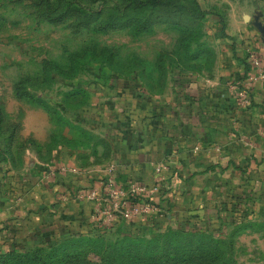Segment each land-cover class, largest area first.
<instances>
[{"label":"crops","instance_id":"obj_1","mask_svg":"<svg viewBox=\"0 0 264 264\" xmlns=\"http://www.w3.org/2000/svg\"><path fill=\"white\" fill-rule=\"evenodd\" d=\"M214 20L218 50L210 68L172 73L161 88L136 79L129 89L115 84L75 109L70 118L94 140L46 147L47 123H26L44 144L41 151L26 148L15 162L0 155V250L45 240L44 230L61 225L67 228L57 238L87 229L91 202L77 191L96 184L109 162L122 181L161 180L152 199L167 217L134 222L153 230L187 225L197 213L206 220L205 213L236 196L241 207L264 210V82L253 87L245 109L226 86L245 74L248 48L264 49V13L237 8L223 27ZM61 164L81 169L55 171Z\"/></svg>","mask_w":264,"mask_h":264},{"label":"rangeland","instance_id":"obj_2","mask_svg":"<svg viewBox=\"0 0 264 264\" xmlns=\"http://www.w3.org/2000/svg\"><path fill=\"white\" fill-rule=\"evenodd\" d=\"M45 1L52 7L61 4V10L66 0H0V147L5 143L11 155H22L30 147L43 148L44 143L27 133L26 123H47L45 134L55 142L78 136L70 124L77 122L70 116L96 97L98 90L115 84L129 89L134 79L161 88L172 73L210 68L218 50L212 42L214 19L225 23L228 12L237 8L264 13V0H197L203 13L197 10L186 17L184 26L157 21L146 30L127 26L102 31L92 24L77 28L69 17L48 21L43 14ZM100 5L96 2L93 7ZM11 131L13 138L8 139ZM249 209L245 215L241 210L233 214L211 210L198 226L226 242L232 240L237 260L263 261L264 210ZM164 227L153 230L138 222L130 229L115 226L97 234L104 244L120 248L115 255L129 259L130 252L123 247L130 243V234L149 238ZM66 228L44 230L45 239L56 240ZM32 245L24 242L17 248ZM71 248L86 250L91 259L100 260L92 251L95 246L82 240Z\"/></svg>","mask_w":264,"mask_h":264},{"label":"trees","instance_id":"obj_3","mask_svg":"<svg viewBox=\"0 0 264 264\" xmlns=\"http://www.w3.org/2000/svg\"><path fill=\"white\" fill-rule=\"evenodd\" d=\"M96 2H100L101 5L93 7ZM58 5L53 4L52 7L45 1L43 11L45 19L56 22L69 17L77 28L92 24L102 31L127 26L146 30L157 21L184 26L186 17L195 15L197 10L199 14L203 13L197 0H66L61 10ZM219 22L223 27L224 23L221 19ZM16 92L19 90L16 89ZM20 93L37 101L27 91ZM70 124L76 128L79 135L64 137L61 142L77 144L94 140L91 133L79 123L70 122ZM80 135L90 139L85 140ZM11 138H13L12 131L8 139ZM52 138L46 147L56 143ZM5 148L4 143L0 147V155H3V158H10L12 162L20 160L21 155H11ZM241 204L240 196L222 201L217 213L226 211L233 214L241 210L240 213L245 215L249 207H241ZM202 222L204 217L197 213L188 218L187 226L166 225L162 231L149 238L130 234V243L123 247L127 253L130 252L129 259L123 258L121 254L115 255L116 252H120L119 247L112 243L104 244L97 232L92 233L94 231L87 228L83 231L66 233V236L56 238L54 241L52 236L48 237L28 248L12 247L0 250V264H264V260L247 262L237 260L233 256V241L226 242L217 237L213 231L209 232L202 225L198 226ZM132 225L134 222L131 224L120 222L116 227L130 229ZM79 240L94 245L95 249L92 251L100 260L91 259L86 250L71 248Z\"/></svg>","mask_w":264,"mask_h":264},{"label":"built area","instance_id":"obj_4","mask_svg":"<svg viewBox=\"0 0 264 264\" xmlns=\"http://www.w3.org/2000/svg\"><path fill=\"white\" fill-rule=\"evenodd\" d=\"M247 70L245 74L226 82L227 89L233 95L236 105L245 109L252 102V89L258 82H264V49L260 46L248 48L246 54ZM159 165H157V168ZM81 168L76 165L61 164L55 171L75 172ZM161 180L148 184L137 179L120 180L112 162L106 164V173L96 178V184L80 187L77 196L91 202L90 212L85 219L90 231L102 232L118 223L131 224L139 218L157 219L167 217L163 205L152 199L160 189ZM160 229L159 226L156 229Z\"/></svg>","mask_w":264,"mask_h":264}]
</instances>
